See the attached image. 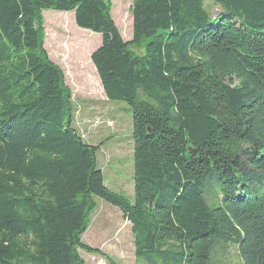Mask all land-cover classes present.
<instances>
[{
  "label": "trees",
  "instance_id": "obj_1",
  "mask_svg": "<svg viewBox=\"0 0 264 264\" xmlns=\"http://www.w3.org/2000/svg\"><path fill=\"white\" fill-rule=\"evenodd\" d=\"M44 10L102 35L91 61L133 114V200L74 125ZM131 10L125 41L111 0H0V264H85L97 198L130 223L137 264H218L229 244L264 264V0Z\"/></svg>",
  "mask_w": 264,
  "mask_h": 264
},
{
  "label": "rangeland",
  "instance_id": "obj_2",
  "mask_svg": "<svg viewBox=\"0 0 264 264\" xmlns=\"http://www.w3.org/2000/svg\"><path fill=\"white\" fill-rule=\"evenodd\" d=\"M112 15L125 41L133 38V0H111ZM216 15V11H214ZM45 48L64 72L72 91L74 125L90 144L100 146L97 153L106 185L134 199L133 114L123 101L108 100L91 61L102 43V35L83 32L73 12L44 10ZM75 23V25H74ZM69 26V27H67ZM77 37L78 43L74 40ZM122 211L97 198L84 243L97 251L80 250L85 264H137L131 225ZM218 264H242L237 247L219 251Z\"/></svg>",
  "mask_w": 264,
  "mask_h": 264
},
{
  "label": "bare ground",
  "instance_id": "obj_3",
  "mask_svg": "<svg viewBox=\"0 0 264 264\" xmlns=\"http://www.w3.org/2000/svg\"><path fill=\"white\" fill-rule=\"evenodd\" d=\"M74 25H75V23H74ZM67 27H69V26H67ZM82 31H83V32H88L89 30H88V31H86V30H82ZM88 33H89V32H88ZM74 40L78 43V39H77V37H75Z\"/></svg>",
  "mask_w": 264,
  "mask_h": 264
}]
</instances>
